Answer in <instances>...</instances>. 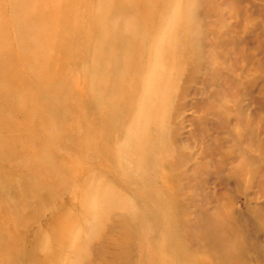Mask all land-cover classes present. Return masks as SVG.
<instances>
[{"label": "rangeland", "instance_id": "rangeland-1", "mask_svg": "<svg viewBox=\"0 0 264 264\" xmlns=\"http://www.w3.org/2000/svg\"><path fill=\"white\" fill-rule=\"evenodd\" d=\"M0 264H264V0H0Z\"/></svg>", "mask_w": 264, "mask_h": 264}, {"label": "bare ground", "instance_id": "bare-ground-1", "mask_svg": "<svg viewBox=\"0 0 264 264\" xmlns=\"http://www.w3.org/2000/svg\"><path fill=\"white\" fill-rule=\"evenodd\" d=\"M18 67H19V66H18ZM18 67H17V68H18ZM17 68H16V69H17ZM16 71H18V70H16ZM18 73L20 74V72H18ZM20 75H21V74H20ZM20 75H19V76H20ZM13 88H15V86H13Z\"/></svg>", "mask_w": 264, "mask_h": 264}]
</instances>
